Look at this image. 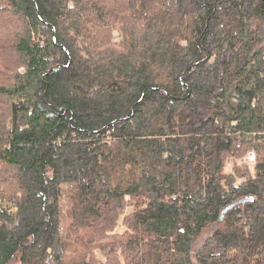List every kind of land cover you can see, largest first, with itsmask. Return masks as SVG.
I'll return each instance as SVG.
<instances>
[{
    "label": "trees",
    "instance_id": "1",
    "mask_svg": "<svg viewBox=\"0 0 264 264\" xmlns=\"http://www.w3.org/2000/svg\"><path fill=\"white\" fill-rule=\"evenodd\" d=\"M0 264H264V0H0Z\"/></svg>",
    "mask_w": 264,
    "mask_h": 264
},
{
    "label": "rangeland",
    "instance_id": "2",
    "mask_svg": "<svg viewBox=\"0 0 264 264\" xmlns=\"http://www.w3.org/2000/svg\"><path fill=\"white\" fill-rule=\"evenodd\" d=\"M118 41H119V38L115 36V37H114V42H115V43H118ZM251 167H252V166H251ZM131 211H132L131 208L128 209V210H126L125 215L131 213ZM124 230H125V229H124V227L122 226V221H120V222H119V225H118V228H117V230H116V232H117V233H123Z\"/></svg>",
    "mask_w": 264,
    "mask_h": 264
},
{
    "label": "water",
    "instance_id": "3",
    "mask_svg": "<svg viewBox=\"0 0 264 264\" xmlns=\"http://www.w3.org/2000/svg\"><path fill=\"white\" fill-rule=\"evenodd\" d=\"M252 201H253L252 197L244 198V199H241V200H238L237 202H235L234 206H236V205H244L245 203H249V202H252Z\"/></svg>",
    "mask_w": 264,
    "mask_h": 264
},
{
    "label": "built area",
    "instance_id": "4",
    "mask_svg": "<svg viewBox=\"0 0 264 264\" xmlns=\"http://www.w3.org/2000/svg\"><path fill=\"white\" fill-rule=\"evenodd\" d=\"M254 158H255V156H254L253 152L249 153L247 156L248 162H250V163L254 161Z\"/></svg>",
    "mask_w": 264,
    "mask_h": 264
}]
</instances>
